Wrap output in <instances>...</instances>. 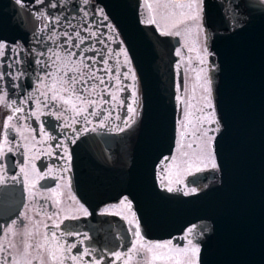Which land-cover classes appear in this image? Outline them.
Instances as JSON below:
<instances>
[{
  "label": "flooded vegetation",
  "instance_id": "1",
  "mask_svg": "<svg viewBox=\"0 0 264 264\" xmlns=\"http://www.w3.org/2000/svg\"><path fill=\"white\" fill-rule=\"evenodd\" d=\"M219 1L223 2L225 21V27L219 30L220 33L230 32L232 28L239 27L247 20V0ZM260 1L264 3V0ZM97 2L21 1L20 5L28 7V19H33L26 41L11 37L0 38V42L6 44L5 48L0 49V52H4V55L0 56V96L7 94V98L0 102V264H25L27 260H31L32 264H39L40 258L43 264H60V259L63 264H93L94 260H99L100 264H148L152 254L147 251V246L164 244L167 241L172 242V252H168V249L154 251L168 253L172 258L155 260L152 264H177L178 261L179 264H186L188 257L178 254L176 250L191 247V239L200 252L201 238H206V219L190 222L179 233L175 232L167 237H145L140 230L144 247L140 248L137 244V253L129 254V249L137 241L135 222L138 220L132 199L126 193L93 205L83 200L75 189L70 148L89 131L122 134L126 124L134 119V114L128 112V105H132L136 110L139 99L137 77L135 76V80L131 78L136 72L133 60L128 53L126 57L119 54L122 50L126 52L125 40L104 6ZM186 2L187 0L138 2L141 22L153 26L157 34L169 32L170 34L163 36L172 38L171 54L174 60L171 64L175 97L176 94H182L187 80L193 89H202L200 78L198 79L200 76L195 74L190 78L187 73L189 67L183 63L190 59L189 54L192 56L190 65L196 63L198 68L207 72L204 79H207L209 92L212 93L218 68L216 55L210 49V39L214 32L207 31V26L202 20L203 11L200 20L203 31L198 30L196 21L171 27L177 20L182 19L180 12H187V9L164 5ZM148 5L152 7L149 8ZM203 8L202 0V10ZM149 19H155L156 23L145 22ZM177 31L180 35L171 34ZM92 32L96 35L92 36ZM77 33L80 37H87L80 48L74 47L80 43ZM69 38L71 43L68 42ZM175 38L176 42L173 41ZM85 49L88 51H84ZM200 56H203L201 59L205 61L203 64L197 62ZM91 57H95V61L88 59ZM81 60L90 67L84 68L80 64ZM104 61H107V65ZM92 73H95V76L88 79ZM82 74L86 82L76 84L75 87L96 104L89 106L88 112L77 117L69 106L59 100H51L53 92L49 91V87L53 79L59 81L61 78L68 81L62 86L69 87L71 80L79 79ZM195 79L198 83L194 82ZM101 80L104 81L103 84ZM93 85L96 87L93 88ZM60 87L61 85L57 84L56 91L59 95L67 97L69 93L59 92ZM90 91L93 94H90ZM42 94L47 95V100ZM113 94L123 103L114 101ZM208 95L211 96L210 93ZM11 101L16 103L9 108L7 104ZM22 101L26 102L21 103ZM196 102L200 105L190 106L183 101L180 103L174 100L176 107L173 147L169 154L161 156L154 165L155 184L164 191L171 187L173 191L170 192L174 194L187 195L193 193L192 188L196 189L194 193L205 190L219 178L216 163L215 168H200V171H191L186 173V176L183 172L178 173L179 170L184 171L188 161V158L183 159V156L189 151L187 145L190 134L186 132L181 136V133L185 132L183 124L191 121L189 127L198 128L195 133L202 136L204 143L209 140L211 143L221 127L215 105L207 107L205 103ZM77 107L80 105L77 104ZM16 108H22V111L10 122V128L5 129V118L12 116ZM33 112L36 115H32ZM92 112L99 115H92ZM188 113L191 115H187ZM73 120L76 123H73ZM205 132L206 137L203 135ZM211 149L213 150V145ZM213 158L215 160L214 154ZM173 162L175 169L170 165ZM177 176H180V180L176 179ZM125 198L131 205L130 209L120 203ZM85 211L87 215L84 214ZM13 221L17 223L13 225ZM193 225H196L195 229L188 234L187 230ZM9 228L11 231H8ZM53 233L56 235L55 241L52 240ZM45 235L48 236V241L44 240ZM25 242L29 244L27 250L24 247ZM57 244L63 246L64 250L57 252L58 259L55 262H50L48 249H55ZM36 245L43 247L38 248ZM72 245L75 247H71ZM85 249L90 254H85ZM117 252L122 254L119 260L115 257ZM199 252L194 257L196 264L201 263ZM81 255L82 260L71 259L72 256Z\"/></svg>",
  "mask_w": 264,
  "mask_h": 264
},
{
  "label": "water",
  "instance_id": "2",
  "mask_svg": "<svg viewBox=\"0 0 264 264\" xmlns=\"http://www.w3.org/2000/svg\"><path fill=\"white\" fill-rule=\"evenodd\" d=\"M97 1L125 40L139 99L122 134L89 131L70 148L78 195L94 205L127 193L145 237H167L206 219L200 264H264V4L247 0V20L220 33L223 2L203 0L218 63L214 101L221 128L212 143L219 179L184 195L164 191L154 176L155 162L174 142L172 38L140 22L138 0ZM28 16L16 0H0V38L26 41Z\"/></svg>",
  "mask_w": 264,
  "mask_h": 264
},
{
  "label": "snow or ice",
  "instance_id": "3",
  "mask_svg": "<svg viewBox=\"0 0 264 264\" xmlns=\"http://www.w3.org/2000/svg\"><path fill=\"white\" fill-rule=\"evenodd\" d=\"M16 2L20 3L21 0H16ZM85 3H87V0H85ZM169 6L175 7L177 9H187V12H185V11H181L180 12V16L182 17V19L177 20L175 22V24L171 25V27L174 28L177 25L182 24V23H187L189 21H196L197 22L196 26H197L198 30L203 31L202 24L200 23L201 14H202V0H187L186 3H175L173 5H169V4H165L164 5V7H169ZM148 7L151 8L152 6L148 5ZM145 22L152 23V24L156 23L155 19H149V20H147ZM188 31H191V29H188ZM162 34L163 35H168L170 33L167 32V31H164V32H162ZM171 34L180 35V33L178 31L174 32V33H171ZM76 35L80 39V43L75 44L74 47L80 48V46L83 43L84 39H86L87 37H80L79 33H77ZM91 35L95 36L96 33L92 32ZM68 42L71 43V38H69ZM5 47H6V44L4 42H0V49H3ZM189 50L191 51L192 49H189ZM84 51H88V49H85ZM119 54H123V55H125V57L127 56L126 52H124L123 50ZM177 54L178 55L180 54L179 50H177ZM3 55H4V52H0V56H3ZM72 55H76V54L72 53ZM81 55H83V52L81 53ZM88 59H91V60L95 61V57H91V58H88ZM125 62L128 63L127 60ZM200 62L203 64L205 61L203 59H201ZM104 63H105V65H107V61H104ZM80 64H82L84 68H89L90 67L87 63L84 62V60H81ZM76 71H78V69H76ZM93 76H95V73H92V75L89 76L88 79H91ZM131 78L133 80H135V75L132 74ZM198 79H199V77H198ZM82 82H86L85 81V76L83 74L79 77V79H72L69 87H63L62 86L63 84L68 83V81L64 80L63 78H61V80H59V81L53 79V82H52L51 86L49 87V91L53 92L51 100L52 101L59 100L64 105L69 106V108L73 112H75L77 117H79L82 114L88 112L89 106L96 104V102L92 101V100H88L85 96L82 95L81 90H78L75 87L76 84H80ZM100 82H101V84L104 83L103 80H101ZM57 84L61 85V87L59 88V92H68L69 93V95L67 97H65L63 95H59V93L56 91ZM95 87L96 86L93 85V88H95ZM206 91H210V90L206 89ZM90 94H93V93L90 91ZM42 95H45V99L47 100V95L46 94H42ZM135 95H136V93L134 91L133 92V96H135ZM6 98H7V94H5V96H0V102H3ZM28 99H30V96L28 97ZM112 99L114 101L119 102V103H123V101H119L118 100V97L115 94L112 95ZM25 102L26 101H22L21 103H25ZM103 102H105V101H101V103H103ZM15 103H16V101H11V102H9L7 104V107L11 108V107H13V105H15ZM77 104H79L80 107H77ZM206 106L207 107H211V104L209 103ZM21 111H22V108H16L15 112H13L12 116H8V117L5 118V124H4L5 129H9L10 128V122ZM135 111L136 110H135V108L132 105H128V112L129 113L135 114ZM201 111H202V109H201ZM91 114L92 115H99V113H97V112H92ZM32 115H36V113L33 112ZM187 115L190 116L191 113H188ZM85 119H87L86 116H85ZM73 123H76V121L73 120ZM190 124H191V121L183 124V128L185 129V132L181 133L182 137L187 132V129L189 128ZM101 126H103V123L101 124ZM126 126H127V124H126ZM65 127H71V125H65ZM116 130L117 131H122L123 129H116ZM85 131H87V129H85ZM191 134L192 135H196V133H191ZM203 135L206 136L207 133L205 132V133H203ZM5 139L7 140V137H5ZM187 147L189 149H193L194 147L198 149L200 146L196 145L195 141H193L192 143H189L187 145ZM184 155L187 156L188 153H184ZM192 155L195 156V158L197 160H199L201 163H204L205 167H207L209 165L212 168L216 167V164L214 162V158L212 157L211 153L204 154V152L201 150L199 154H197L194 151ZM69 159H70V157H69ZM173 159H175V158H173ZM195 170L196 171H200L201 169L199 167H197ZM22 171H24V170L22 169ZM40 178L43 179V177H40ZM179 182L180 181H177V183H179ZM168 191H173V189L171 187H169ZM195 191H196L195 188L191 189V192H195ZM120 203L122 205H125L129 209L131 208V205L127 201V198L122 200ZM84 214L87 215V212L85 211ZM16 223H17V221H13V225H15ZM135 224H136V233L135 234H136V237H137V241L134 242L133 243V247L131 249H129V254H136L137 253V244H139L140 248L144 247L143 237L140 234L139 224H138V222H135ZM195 227H196V225H193L191 228H189L187 230L188 234H191L193 232V230L195 229ZM45 228H47V225H45ZM8 231H11V228H9ZM185 238H187V237H185ZM44 240L48 241V236L47 235H45ZM52 240L53 241L56 240L55 233L52 234ZM171 244H172L171 241H167L164 244L148 245L147 246V251L152 254L151 260L148 262V264H152V261H155V260L171 259L172 257H170L168 255V253L154 251V249H168V252H172L173 250L171 248ZM189 245H191V247H189L187 249H178V250H176V252L178 254H182V255L188 257L186 264H196L194 257L198 254L199 248L197 246H195L194 244H192V240L191 239H189ZM24 247H25V250H27V248L29 247V244L27 242H25ZM36 247L41 248L43 246L42 245H36ZM71 247H75V245H72ZM63 250H64L63 246H61L59 244L56 245L55 249L49 247V249H48V257H49L50 262H55L58 259L57 252H62ZM85 254H90L87 249H85ZM115 257H116L117 260H119V259H121L122 254L117 252V253H115ZM71 259L73 261L82 260L83 259V255H81L79 257L72 256ZM16 264H18V262H16ZM25 264H32V261L31 260H27V261H25ZM39 264H43L42 258L39 259ZM60 264H63V260L62 259H60ZM93 264H100V261L99 260H94ZM177 264H179V261L177 262Z\"/></svg>",
  "mask_w": 264,
  "mask_h": 264
},
{
  "label": "rangeland",
  "instance_id": "4",
  "mask_svg": "<svg viewBox=\"0 0 264 264\" xmlns=\"http://www.w3.org/2000/svg\"><path fill=\"white\" fill-rule=\"evenodd\" d=\"M149 9V8H148ZM147 12V11H146ZM150 15V14H149ZM190 22V21H189ZM189 60L183 62L186 66H188V70H187V73H189V77L191 78V76L194 77L195 74H198L200 77V80H199V84L202 86V89L200 88H196V89H193L194 87L192 86L191 83H189V80H187V84H186V88L184 90H182V94H176V97H175V102L176 101H179L180 103L185 102L186 105H190V106H193V105H200L197 104L198 102L196 101H200L201 103H205L206 105H208L209 103L211 104V106L215 105V101H214V98H215V95L216 93L213 91L212 92H209L207 91L206 92V89H208V85H207V79H204V76L207 74V72H205L204 69H200L198 68L197 64H192L190 65V60L192 59V56L191 54H189ZM203 56H200V59H197V62L198 61H201V58ZM197 58V57H196ZM195 58V59H196ZM186 68V69H187ZM202 77V78H201ZM206 77V76H205ZM191 80V79H190ZM194 82L198 83V81L195 79ZM202 83V84H201ZM210 87V86H209ZM191 91V92H190ZM208 93L211 94L208 95ZM193 97H195V99H193ZM216 111V110H215ZM218 113V112H217ZM195 130H198V128H196L195 126H191L187 129V133L190 134V138L188 140V144L192 141H195V144L196 145H199L200 147L197 149V148H193V149H189L188 151V155L186 156H183V159H186L188 158V161L185 165V169L184 171L183 170H179L178 173L180 172H183V175L186 176L185 174L186 173H190L191 171H196L195 169L197 167L199 168H203V169H206V167L204 166V163H201L199 160H197L195 158V156H193V152L195 151L197 154L200 153V151L202 150L204 152V154H207V153H211V147H212V144L210 143V140L209 142L207 143L205 141V143L203 142V139H202V136L200 135H192L191 133H195ZM185 131V130H184ZM206 137V136H205ZM212 154V153H211ZM212 157H213V154H212ZM178 159H181V157H178ZM175 162H173V164L171 163V167L173 169H175ZM191 165V166H190ZM207 167H211L210 165L207 166ZM176 173V172H175ZM180 176H177L176 179H179ZM182 179V178H181ZM180 180V179H179Z\"/></svg>",
  "mask_w": 264,
  "mask_h": 264
}]
</instances>
